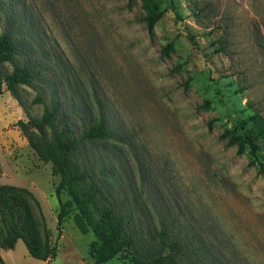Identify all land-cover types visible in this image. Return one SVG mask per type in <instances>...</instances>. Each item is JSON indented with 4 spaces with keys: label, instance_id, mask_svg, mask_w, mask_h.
<instances>
[{
    "label": "rangeland",
    "instance_id": "374dc122",
    "mask_svg": "<svg viewBox=\"0 0 264 264\" xmlns=\"http://www.w3.org/2000/svg\"><path fill=\"white\" fill-rule=\"evenodd\" d=\"M151 1L163 13L148 28ZM5 28L33 87L22 86L24 108L0 94L13 120L6 138L0 130L4 264L95 260L96 234L80 231L77 209L58 235L60 177L15 125L40 121L49 105L137 249L158 245L166 225L182 264H264V175L254 163L264 165V142L254 138L255 157L227 143V131L249 132L243 118L264 115V0H0ZM94 118L109 137H83ZM130 257L122 250L107 264Z\"/></svg>",
    "mask_w": 264,
    "mask_h": 264
},
{
    "label": "trees",
    "instance_id": "16d2710c",
    "mask_svg": "<svg viewBox=\"0 0 264 264\" xmlns=\"http://www.w3.org/2000/svg\"><path fill=\"white\" fill-rule=\"evenodd\" d=\"M170 1L174 3V0ZM144 8L147 11L144 20L147 27L151 28L161 18L163 11L155 1L145 3ZM12 35L13 33L6 28L0 35V94L4 91L9 92L24 108L22 86L33 87L31 84L32 69L17 59V50ZM8 64L11 66L10 70H8ZM57 114V109L49 105L46 106L40 121L27 117V120L18 119L15 125L26 137L29 146L39 159L50 162L53 174L60 177L55 187V195L59 203L56 221L58 235L62 231L65 218L77 209L73 214L77 227L81 232H87L88 228L92 227L97 237L94 242L95 260L93 264H107L122 250H129L131 257L121 264H182L180 242L168 237L169 230L166 225L165 227L162 225L156 233L158 245L145 253L135 247L136 235L127 232L121 215H118L110 205L102 204L104 198L98 186L89 180L87 172L81 169L75 161L76 139L69 135L64 125H61ZM239 126L249 132L237 134L234 130H229L227 131L230 133L227 143L235 144L238 152L249 148V153L255 157L254 138L264 142V115L254 110L241 120ZM109 136L110 132L105 121L99 118H94L92 125L83 134L85 139L92 140ZM254 163H257L258 172L264 175V165L256 158H254ZM63 193H67L70 198L62 199ZM94 214L97 215L96 218ZM48 239L46 235V251L53 257L55 250L54 248L49 250ZM24 244L28 251L34 254L26 240Z\"/></svg>",
    "mask_w": 264,
    "mask_h": 264
},
{
    "label": "crops",
    "instance_id": "0c3cea01",
    "mask_svg": "<svg viewBox=\"0 0 264 264\" xmlns=\"http://www.w3.org/2000/svg\"><path fill=\"white\" fill-rule=\"evenodd\" d=\"M8 118V119H7ZM13 122L12 117H10V114L8 111L2 110L0 111V124H1V128L0 130H4L5 127V138L8 135V132L11 131L12 129H8L6 128L8 126L9 123Z\"/></svg>",
    "mask_w": 264,
    "mask_h": 264
},
{
    "label": "water",
    "instance_id": "95a60500",
    "mask_svg": "<svg viewBox=\"0 0 264 264\" xmlns=\"http://www.w3.org/2000/svg\"><path fill=\"white\" fill-rule=\"evenodd\" d=\"M0 264H4L3 261H2V259H1V257H0Z\"/></svg>",
    "mask_w": 264,
    "mask_h": 264
}]
</instances>
